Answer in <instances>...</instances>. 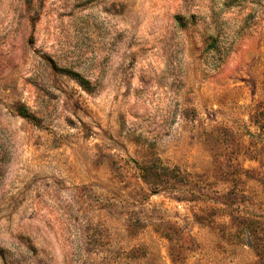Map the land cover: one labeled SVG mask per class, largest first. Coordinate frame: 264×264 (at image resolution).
<instances>
[{
    "label": "rangeland",
    "instance_id": "1",
    "mask_svg": "<svg viewBox=\"0 0 264 264\" xmlns=\"http://www.w3.org/2000/svg\"><path fill=\"white\" fill-rule=\"evenodd\" d=\"M0 264H264V0H0Z\"/></svg>",
    "mask_w": 264,
    "mask_h": 264
},
{
    "label": "trees",
    "instance_id": "2",
    "mask_svg": "<svg viewBox=\"0 0 264 264\" xmlns=\"http://www.w3.org/2000/svg\"><path fill=\"white\" fill-rule=\"evenodd\" d=\"M18 113L23 118L32 120L34 122H37V120H38V118L36 116L32 115L31 113H29L28 110L23 105L19 106Z\"/></svg>",
    "mask_w": 264,
    "mask_h": 264
}]
</instances>
